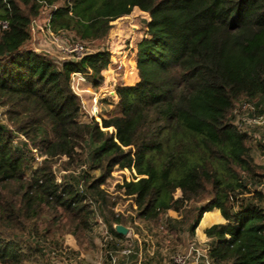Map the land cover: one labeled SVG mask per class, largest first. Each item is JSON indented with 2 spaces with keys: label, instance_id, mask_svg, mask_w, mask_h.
<instances>
[{
  "label": "trees",
  "instance_id": "16d2710c",
  "mask_svg": "<svg viewBox=\"0 0 264 264\" xmlns=\"http://www.w3.org/2000/svg\"><path fill=\"white\" fill-rule=\"evenodd\" d=\"M134 7L149 18L137 43L138 80L118 100L122 115L80 121L71 76L102 82L109 52L88 47ZM46 9L50 31L90 52L58 62L30 48L32 21ZM2 22L0 264H50L65 253V234L87 242L98 217L111 261L124 238L113 224L133 217L114 212L102 184L125 168L133 175L116 189L151 230L193 237L204 212L218 208L225 222L205 230L213 264H264V165L235 110L264 99V0H0ZM32 151L41 157L33 168Z\"/></svg>",
  "mask_w": 264,
  "mask_h": 264
},
{
  "label": "rangeland",
  "instance_id": "374dc122",
  "mask_svg": "<svg viewBox=\"0 0 264 264\" xmlns=\"http://www.w3.org/2000/svg\"><path fill=\"white\" fill-rule=\"evenodd\" d=\"M137 10L138 9H136L135 12L129 13L121 20L118 18L117 20L112 21V28L109 29L106 38L103 41L97 42L96 47L92 46L88 48H90L91 51L106 49L108 52L109 48H112V50L117 48V50L122 53V56H129L131 60L135 61V40L138 38L142 39L145 36L143 16L147 15L137 12ZM48 12V9L44 10L42 14L35 19L36 21L33 23L31 28V40L28 46L51 56L58 62L70 60L72 59V54L60 48L61 37L58 35H52V37L46 31L45 23ZM113 31L116 32L114 35ZM140 33L143 34V37H139ZM77 89L79 91V96L88 90L83 86L82 83L79 84ZM89 92L91 91L89 90ZM93 96L88 101L89 105L86 108L83 106L84 103L86 104V101L83 100L82 114L85 115L81 114L82 116H80L84 119L94 117L97 120H100L99 113H92L91 111L92 106L95 104L93 101ZM241 103L242 102L237 103L235 109L237 110L238 123L242 128L246 129V131H250L251 133L256 132V134H252V137L250 138L252 145V155L258 164L264 165V146H259L260 143L264 145V124L246 123L244 119H242V116L246 113V111L242 109ZM85 109L88 113L84 112ZM4 110L5 108L0 107V122L3 123H5ZM258 113L264 115V110ZM19 140L20 137L18 136L13 139L15 143ZM32 155L34 158L30 163L31 168L37 166L41 160V157L35 151H32ZM31 168L26 170V174L29 175L31 173ZM52 168L57 175L63 174V171L61 170V161L54 163ZM133 172L134 171H130L126 168L121 170H113L111 175L102 184L104 188L112 191L113 200L115 201L113 210L117 212H123L124 216H126L128 219L129 217H133L132 224H128L130 228L129 232L125 235L126 238L122 242V246H125L120 248L123 249L126 246H131L132 251L137 250L139 252L140 261L135 263V261L132 259L131 264H142L144 261L148 262L149 264H173L170 256L174 252L184 251L188 245V242H192L194 240L186 231V229L179 231H168L166 229L159 228L161 231L158 232L151 230L149 225L135 218V204L133 199L125 196L122 190L116 189V184L121 183L124 179H131ZM257 187L261 190H264V182L257 185ZM179 195L180 191L177 189L175 191V196ZM167 214L171 217L179 216V213L173 210H169ZM134 226L139 228L138 232L134 231ZM105 231L106 225L102 221L98 220V223L94 224L92 231L89 233L88 241L81 245L73 235L68 233L65 234L63 236V250H65V253H59L58 256H55L53 259H51L50 264H69L71 262L78 264H100L99 262L102 250L101 244L102 238H104L105 235ZM162 235L165 236L163 240L159 238V236L161 237ZM135 244H137V247ZM119 255L120 254L118 253L116 259L121 258ZM200 264H203V262Z\"/></svg>",
  "mask_w": 264,
  "mask_h": 264
},
{
  "label": "crops",
  "instance_id": "0c3cea01",
  "mask_svg": "<svg viewBox=\"0 0 264 264\" xmlns=\"http://www.w3.org/2000/svg\"><path fill=\"white\" fill-rule=\"evenodd\" d=\"M136 9H138L137 12H140L142 14H147L146 16H143L144 19L149 18V14L147 12H144L137 7H134L131 12H135ZM125 16H122L119 19L121 20ZM143 26L145 29L144 24ZM115 33L116 32H114L113 35ZM139 37H143V34L140 33ZM140 39L141 38H138L137 40H135V44H134L135 51L137 49V43L140 41ZM118 65H120V68L117 67ZM102 75H103V80L97 87H93L91 83L88 81L86 83L85 82L82 83L83 86L86 87V89H88L86 92H83L82 94H80L82 103H83V100L86 101V104L84 103L83 106L86 108L89 105L88 101L91 99V97L94 94V96L97 97L96 104L98 106V113L100 116V117L98 116L99 118L120 116L122 115V113L118 106V100L120 98L121 90L124 86L132 85L138 80L136 60L135 61L131 60L129 56H126V57L122 56V53L119 52L117 48L113 50L112 48H109V63L107 67L102 71ZM89 90L91 92H89ZM256 106H257L256 108L257 113L263 111L264 110V99H261L259 102V105H256ZM84 112L88 113L86 109ZM82 115H85V114H82ZM81 116L79 117L80 121H86V122L89 121L90 117L88 119H84ZM252 134H256V132L251 133V135ZM116 213L123 214V212H117V211ZM220 222H225V220L222 217L218 208H213L212 210L204 212V214L202 215V218L200 219L198 223V226L195 229V234L192 237V239L198 244L208 245L209 238L206 236L205 230L212 224L220 223ZM125 235H122L124 238L120 241V245L117 247V249H115L114 256L111 261H109L106 258L104 250L103 249L101 250V257H100V262H99L100 264H131L132 259L135 261V263L140 261V254L137 250L132 251L133 253L128 254V255H125L122 253L123 249H121L120 247L125 246V245L122 246V242L126 238ZM137 244H135L136 247H137ZM118 253L120 254L119 256L121 258L116 259Z\"/></svg>",
  "mask_w": 264,
  "mask_h": 264
},
{
  "label": "built area",
  "instance_id": "2783aa9c",
  "mask_svg": "<svg viewBox=\"0 0 264 264\" xmlns=\"http://www.w3.org/2000/svg\"><path fill=\"white\" fill-rule=\"evenodd\" d=\"M35 19L32 21L31 28H32L33 23H35V21H36ZM48 21H49V12H48V16H47L46 23H45L46 31L51 36L52 35L60 36L59 34L54 33V32H52V31H50L48 29ZM0 25L2 27H5L7 24H6V22H2V23H0ZM60 37H61L60 48L65 50V51H68L69 53H71L73 60H78V59L82 58L86 53L90 52L88 49H86L80 43H78V42L69 43L62 36H60ZM117 67L120 68V65H118ZM87 81L88 80L86 79L85 73L74 72L72 74V76H71L70 83H71L72 89L77 94H79V91L77 89L79 87V84L87 82ZM93 101H94L95 104L93 103L94 105L92 106L91 111H92V113H98V108H97V104H96L97 103V97L96 96H93ZM242 109H244L246 111V113L242 116V119H244V121L246 123H250V124H254V123L264 124V115L257 113L256 108L252 104H250V103H242ZM239 126L241 127L240 124H239ZM242 129H244V128H242ZM19 137L23 138L22 136H19ZM102 188H104V187L102 186ZM104 189H106L112 195V191H110L107 188H104ZM80 190H82V186L81 185H80ZM262 191L264 193V190H262ZM90 202L92 203V206L94 207V203L92 201H90ZM94 210H95V208H94ZM97 217H98V215H97ZM98 220L102 221L100 217H98ZM104 237L105 238L106 237L110 238V236L107 235V230L105 231ZM208 250H209V246L208 245H201V244H198L195 241H192V242H188V245H187V247H186V249L184 251L174 252L170 257H171V261L173 262V264H200L201 262H203V264L204 263L205 264H213V262L211 261L209 255H208ZM131 252H132L131 246H126L122 250V253L125 254V255H128ZM69 264H78V263L71 262Z\"/></svg>",
  "mask_w": 264,
  "mask_h": 264
},
{
  "label": "water",
  "instance_id": "95a60500",
  "mask_svg": "<svg viewBox=\"0 0 264 264\" xmlns=\"http://www.w3.org/2000/svg\"><path fill=\"white\" fill-rule=\"evenodd\" d=\"M113 228L118 234H121V235L127 234L130 229L129 226L124 225L122 223H115L113 225Z\"/></svg>",
  "mask_w": 264,
  "mask_h": 264
}]
</instances>
